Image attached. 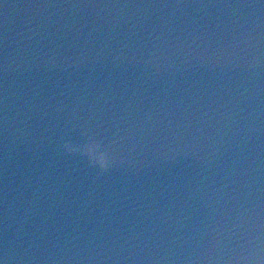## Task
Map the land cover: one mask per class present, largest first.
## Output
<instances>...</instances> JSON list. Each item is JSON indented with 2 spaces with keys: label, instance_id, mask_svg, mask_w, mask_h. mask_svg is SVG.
Instances as JSON below:
<instances>
[{
  "label": "water",
  "instance_id": "95a60500",
  "mask_svg": "<svg viewBox=\"0 0 264 264\" xmlns=\"http://www.w3.org/2000/svg\"><path fill=\"white\" fill-rule=\"evenodd\" d=\"M0 264H264V2L0 0Z\"/></svg>",
  "mask_w": 264,
  "mask_h": 264
},
{
  "label": "snow or ice",
  "instance_id": "6c2138e0",
  "mask_svg": "<svg viewBox=\"0 0 264 264\" xmlns=\"http://www.w3.org/2000/svg\"><path fill=\"white\" fill-rule=\"evenodd\" d=\"M262 2H264V0H262ZM88 140H89V141H92V142H94V143H97V144H99V145H103V146H104V144H103L102 141H100V140H98V139H96V138H94V137H90V138H88Z\"/></svg>",
  "mask_w": 264,
  "mask_h": 264
}]
</instances>
